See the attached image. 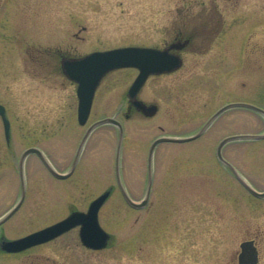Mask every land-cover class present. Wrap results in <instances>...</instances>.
Returning a JSON list of instances; mask_svg holds the SVG:
<instances>
[{"label":"rangeland","instance_id":"1","mask_svg":"<svg viewBox=\"0 0 264 264\" xmlns=\"http://www.w3.org/2000/svg\"><path fill=\"white\" fill-rule=\"evenodd\" d=\"M207 1L223 13L226 29L234 20L239 36L243 32L252 42L246 57L237 56L235 91L224 93L211 77L215 68L200 61V77L196 68L151 76L139 97L157 103L158 112L146 117L134 111L126 118L127 91L138 71L118 69L98 87L85 125L78 123L76 84L64 75L62 61L118 46L163 47L183 26L180 16L199 10L200 0H24L14 9L12 39L0 36V103L11 122L8 143L0 116V214L20 197L19 158L31 146L41 148L58 170H68L88 126L115 117L124 127L122 179L130 196L141 201L154 139L193 135L224 102L264 107V93H251L264 90V0ZM237 133H264V115L237 107L195 140L158 144L149 203L141 209L130 207L117 185L115 124L95 128L68 179L54 177L32 153L24 164L28 200L6 225L7 233L35 230L57 219V210L62 218L70 205L86 210L112 189L99 220L114 243L88 252L92 264H239L240 244L248 239H256L258 264H264V198L252 196L217 156L218 143ZM222 153L246 181L264 190V139L228 143Z\"/></svg>","mask_w":264,"mask_h":264},{"label":"water","instance_id":"2","mask_svg":"<svg viewBox=\"0 0 264 264\" xmlns=\"http://www.w3.org/2000/svg\"><path fill=\"white\" fill-rule=\"evenodd\" d=\"M180 65V58L174 55H170L165 50H160L153 47H140V46H128L115 48L105 51H95L86 56L77 59H67L62 62V69L64 74L72 81L77 82V96H78V121L81 125L86 124L91 113L92 104L95 96V92L106 74L114 69L123 67H137L140 72L132 85L129 87L128 95L131 99V106H134L138 111L142 112L146 117L154 116L159 107L156 103H146L145 101L137 98L139 92L141 91L143 85L145 84L147 78L151 74H158L163 72L172 71ZM230 106H247L255 108L264 112V110L259 107L249 104V103H232L223 107L217 111L201 128L199 132L194 135L179 137V136H161L156 138L149 149L148 155V187L144 199L141 202L134 201L128 194L121 177L120 171V156L122 142L124 138L123 126L117 119L113 117H106L100 119L89 126L85 135L83 136L80 146L78 148L77 155L75 157L72 168L67 173L58 172L46 159L43 151L39 147H29L27 148L20 159L19 169L22 181V194L20 201L17 205L0 221V224L12 216L17 209L22 204L26 196V185L24 176V161L26 157L31 153H36L48 167L50 172L58 178H67L75 170L82 149L90 136L91 132L103 123H113L119 128V142L116 154V177L118 186L126 199V201L135 208H142L148 203L150 197L152 183H153V155L156 146L162 142H188L200 137L209 125L214 121V119L225 109ZM0 115L3 118L5 136L8 142L11 139V124L10 120L6 116L5 107L0 104ZM239 138H253L261 139L264 138V134H240L224 138L218 146V157L227 165H229L239 181L255 196L264 197V191H258L252 185H250L242 176L237 172V170L228 163L222 156V147L225 143L232 139ZM112 190L108 189L95 200H93L88 208V210L73 211L65 219L50 225L41 230L35 231L28 234L22 238L6 241L3 243V248L9 251H18L26 247L38 244L42 241L53 238L65 230H68L74 226L80 225L81 238L85 245L92 247L94 249H101L107 246V240L110 237L99 222V210L105 201L110 197ZM241 251L239 254V264H257L258 263V249L255 245L254 240H245L241 243Z\"/></svg>","mask_w":264,"mask_h":264},{"label":"flooded vegetation","instance_id":"3","mask_svg":"<svg viewBox=\"0 0 264 264\" xmlns=\"http://www.w3.org/2000/svg\"><path fill=\"white\" fill-rule=\"evenodd\" d=\"M26 1L27 0H25V3ZM21 2L23 4L24 0H0V36L4 39H12L11 30L13 23L11 19L14 9L18 8V5ZM180 19H182V23L185 21L181 29L177 30V34L171 39L167 40L163 44V47H160L164 50H167L170 54L179 57L180 66L175 70L164 74H180L185 71L187 72L189 70H194L196 68V74L200 77L201 61L202 65L215 68V72L211 74L213 76H208L213 78L216 76V79L219 80V83L223 85L221 87L223 88L224 93L228 92L231 94L234 92L236 89L237 56L246 57L245 53L247 51H252L253 49V47L251 48L252 42H246L244 40L243 32L242 35L239 36L240 31L237 30L235 26L236 22L234 20L231 21L233 26L230 29H226L225 17L223 13L220 12L217 6L211 1L200 0L199 10H196L195 12L186 11L180 16ZM257 26L258 25L255 27ZM260 27L264 29V25H260ZM263 36L260 37V41L263 42L262 47L264 48ZM253 42L256 44L258 43L257 40ZM239 59L241 60V58ZM246 67L247 65L245 60V65L241 68L246 70ZM251 93L255 96V98H257L262 96L264 90L260 88L252 91ZM229 103L231 102H224L221 107ZM250 103L254 104L253 102ZM255 105L264 110V107L261 104ZM236 108V106H232L227 110ZM240 108L250 109L247 107ZM227 110H225L223 113H225ZM258 112L260 114L262 113L261 111ZM129 116L130 112L126 113V117ZM235 119V115L230 117L231 124H234ZM237 141L241 140H230L228 143H236ZM228 143H226L224 147ZM230 170L233 173L231 168ZM27 200L26 194V197L24 198V201L18 210L10 218L0 224V264H92L90 258H87L86 255L88 252H92L95 249H92L83 243L80 235V226L72 227L53 238L18 251H9L3 248L4 242L22 238L30 233L50 226L66 218L72 211L77 209L74 205H70L68 214L62 218H58L60 211L57 210L58 213L55 214L57 219L52 221L50 220L48 223L43 224L35 230L14 235L7 233L6 225L12 221L17 212L24 208ZM17 202L18 200L15 201V203H13L6 211L0 214V220L8 214V212L17 204ZM18 224L19 222L15 221L13 222L12 226H16ZM254 240L256 242V239ZM113 243L114 236L111 235V237L108 239V246L105 248H108Z\"/></svg>","mask_w":264,"mask_h":264}]
</instances>
